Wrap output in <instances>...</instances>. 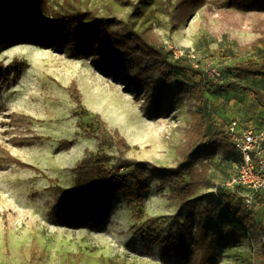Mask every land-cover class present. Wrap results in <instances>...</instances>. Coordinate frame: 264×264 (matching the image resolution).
I'll list each match as a JSON object with an SVG mask.
<instances>
[{
	"label": "rangeland",
	"instance_id": "374dc122",
	"mask_svg": "<svg viewBox=\"0 0 264 264\" xmlns=\"http://www.w3.org/2000/svg\"><path fill=\"white\" fill-rule=\"evenodd\" d=\"M179 1L52 0L48 15L87 13L131 23L136 31H151L169 50L188 56L199 70L217 68L221 77L214 84L238 82L226 67L256 59L250 46L264 42V9H219V0H209L173 28L170 11ZM109 53L100 48L76 58L59 52L55 43L0 49V150L32 167L0 160V264H180L174 257L163 259V242L183 233L189 246L206 209L203 198L212 191H200L196 198L201 201L182 208L170 199L171 188L161 186L165 172L160 169L179 165L178 149L186 140L192 113L201 108L198 100L205 103L216 132L233 120L264 122V109L247 92L211 88L192 72L180 75L163 92L158 78H140L149 60ZM72 83L91 115L75 116ZM241 83L256 89L264 103V79ZM95 115L124 137L131 147L128 158L150 165V189L142 209L113 193L103 223L86 220L75 225L57 210L58 188L73 191L78 163L87 152H99V138L88 136L100 129ZM64 142L73 145L68 149ZM104 151L118 154L113 147ZM206 159L215 183L227 182L236 172V156L227 148ZM122 173L128 175L127 170ZM224 207L216 210L215 219ZM254 213L264 227L262 200ZM263 244L255 233L242 238L225 230L216 242L219 258L212 264H258L256 253Z\"/></svg>",
	"mask_w": 264,
	"mask_h": 264
},
{
	"label": "trees",
	"instance_id": "16d2710c",
	"mask_svg": "<svg viewBox=\"0 0 264 264\" xmlns=\"http://www.w3.org/2000/svg\"><path fill=\"white\" fill-rule=\"evenodd\" d=\"M51 1L0 0V49L10 45L48 46L55 43L59 52L82 58L94 54L100 48H108L109 56L125 55L149 60L140 78H158L163 92L166 86L173 80L177 81L180 75L192 72L202 76L204 83L211 88L224 91L235 87L249 93L264 109L258 91L241 83L248 79H264L263 41H257L250 46L256 59H249L235 67H226L238 82L219 85L214 84V79L209 78L205 72L196 69L190 59L175 58L173 51L153 32H138L131 23L116 18L90 17L87 13L49 16ZM208 3L209 0H180L170 11L173 28L186 22L199 8ZM217 4L219 9H264V0H219ZM101 67L104 70L107 66L102 64ZM182 85L188 86L184 83ZM70 91L71 98L77 105L75 116L91 115L83 105V97L76 83L71 84ZM198 102L201 108L192 113L186 140L178 149L179 165L172 169H160L165 172L161 178V186L171 188L170 199L179 202L182 208L190 209L201 201L196 198L200 191H212L203 198L206 199V209L195 227L189 246L183 233H180L176 240L167 238L163 242V259L174 257L180 264H212L219 258L216 242L225 230L241 234L242 238H247L248 232L255 233L257 238L264 241V227L257 220L255 213L245 207L243 197L228 190L224 186L226 182L215 183L211 177V166L206 159L209 153L219 148H227L235 154L236 161L238 156L233 144L224 135L225 127L216 132V126L209 124L205 103L200 99ZM94 118L100 129L98 132L88 133V136L99 138V152H87L78 163L74 170L76 178L73 191L58 188L61 198L57 210L64 214L68 222L75 225L86 220L103 223L104 212L113 193H120L128 205L142 209L143 196L150 189L147 181L150 165L128 158L131 147L124 137L117 130H108L99 115ZM63 144L68 149L73 145L72 142ZM108 147L116 148V157L104 151ZM0 153V160L19 167L32 168L5 150L1 149ZM125 170L128 175L122 173ZM223 207L220 218L215 219L216 210ZM256 258L258 264H264V244L256 253Z\"/></svg>",
	"mask_w": 264,
	"mask_h": 264
},
{
	"label": "built area",
	"instance_id": "2783aa9c",
	"mask_svg": "<svg viewBox=\"0 0 264 264\" xmlns=\"http://www.w3.org/2000/svg\"><path fill=\"white\" fill-rule=\"evenodd\" d=\"M175 58H183L173 51ZM185 58L188 56L185 55ZM196 69L200 65L193 63ZM209 77L218 79L217 68L202 69ZM224 135L231 141L237 153L236 172L224 186L237 192L244 199L245 207L255 212V206L262 200L264 205V123L252 125L233 120L224 128Z\"/></svg>",
	"mask_w": 264,
	"mask_h": 264
},
{
	"label": "crops",
	"instance_id": "0c3cea01",
	"mask_svg": "<svg viewBox=\"0 0 264 264\" xmlns=\"http://www.w3.org/2000/svg\"><path fill=\"white\" fill-rule=\"evenodd\" d=\"M264 122H261L260 124H258V125H262Z\"/></svg>",
	"mask_w": 264,
	"mask_h": 264
}]
</instances>
